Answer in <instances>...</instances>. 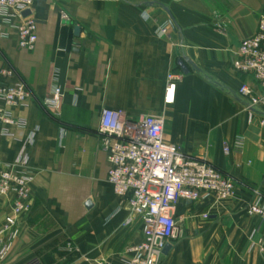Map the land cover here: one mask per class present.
<instances>
[{"label":"crops","instance_id":"crops-1","mask_svg":"<svg viewBox=\"0 0 264 264\" xmlns=\"http://www.w3.org/2000/svg\"><path fill=\"white\" fill-rule=\"evenodd\" d=\"M32 16L33 51L18 46V20L0 19V71L12 69L32 95L12 110L23 128L7 137L0 124V170L19 165L32 178L16 238L0 236V264H123L142 243L140 220L125 226L128 199L108 182L104 109L132 121L163 117L167 143L234 181L230 199L178 202L180 236L161 264H264L251 251L264 220L248 213L264 207V103L251 108L238 91L263 92L232 66L264 0H35ZM171 74L180 80L168 91ZM55 88L64 93L57 111L44 105ZM12 215V201L0 198V233Z\"/></svg>","mask_w":264,"mask_h":264},{"label":"built area","instance_id":"built-area-1","mask_svg":"<svg viewBox=\"0 0 264 264\" xmlns=\"http://www.w3.org/2000/svg\"><path fill=\"white\" fill-rule=\"evenodd\" d=\"M35 0H0V19L18 20V46L33 51L37 45V23L32 16ZM27 11L31 15L24 17ZM63 18H66L63 15ZM233 69L241 76H251L261 87L263 96L243 85L238 95L251 108L264 103V16L259 19L254 36L242 41ZM10 68L0 71V124L3 135L13 136L10 128H23L24 123L12 115V110L25 106L32 95L22 82H14ZM180 75L168 77L167 89L172 91ZM64 93L55 88L45 100V107L57 111ZM165 120L161 116H146L132 121L120 111L104 109L99 134L109 164L108 182L114 193L128 199L129 226L135 218L142 224L143 241L130 250L131 257L123 264H161L164 251L180 236L175 209L180 200L196 203L214 194L227 200L235 194V184L205 158L188 155L164 140ZM243 140L237 139L235 151H241ZM230 148H225L229 153ZM23 166V163H19ZM19 165H5L0 170V198L12 201L13 215L7 217L2 234L17 236V215L29 209L32 178ZM249 215L264 220V207L250 205ZM10 245H6L4 253ZM70 252L72 249L69 250ZM251 251L264 258V234L251 245Z\"/></svg>","mask_w":264,"mask_h":264},{"label":"water","instance_id":"water-1","mask_svg":"<svg viewBox=\"0 0 264 264\" xmlns=\"http://www.w3.org/2000/svg\"><path fill=\"white\" fill-rule=\"evenodd\" d=\"M30 15H31V12H30V11H27V12H25V13L23 14L24 17H28V16H30ZM79 32H80V28H79V27H76V28H75V34H76V35H79ZM179 65H180V67L182 68V70L184 71V73H188V70H187V68H186V66H185V63H184L183 61H180V62H179ZM86 206H87V208H91V207H92V203L89 201V202H87ZM170 250H171V246L168 245V246L166 247L165 251H164V254H168Z\"/></svg>","mask_w":264,"mask_h":264},{"label":"rangeland","instance_id":"rangeland-1","mask_svg":"<svg viewBox=\"0 0 264 264\" xmlns=\"http://www.w3.org/2000/svg\"><path fill=\"white\" fill-rule=\"evenodd\" d=\"M7 219V218H6ZM5 225H6V220H5ZM5 227V226H4ZM8 233H10V237L9 238H11L12 236H11V232H8ZM13 239H10V241H12Z\"/></svg>","mask_w":264,"mask_h":264}]
</instances>
